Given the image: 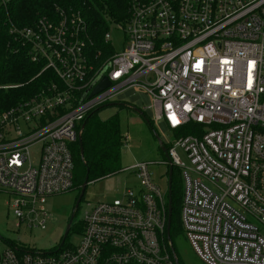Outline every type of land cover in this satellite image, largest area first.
I'll return each instance as SVG.
<instances>
[{
	"label": "built area",
	"instance_id": "built-area-1",
	"mask_svg": "<svg viewBox=\"0 0 264 264\" xmlns=\"http://www.w3.org/2000/svg\"><path fill=\"white\" fill-rule=\"evenodd\" d=\"M56 14L20 35L42 67L38 76L52 73L46 88L0 115V193L16 227L46 228L47 199L74 188L70 147L80 124L121 93L141 90L153 123L169 132L196 128L166 149L183 182L180 223L196 258L264 264V0H129L127 21L111 24L123 48L115 51L107 32L111 53L97 66L103 54L81 14ZM104 69L110 86L89 97ZM150 166L127 168L140 188L90 206L71 225L82 229L77 244L66 243L70 230L53 251L7 242L0 264H176L167 201Z\"/></svg>",
	"mask_w": 264,
	"mask_h": 264
},
{
	"label": "trees",
	"instance_id": "trees-1",
	"mask_svg": "<svg viewBox=\"0 0 264 264\" xmlns=\"http://www.w3.org/2000/svg\"><path fill=\"white\" fill-rule=\"evenodd\" d=\"M128 6L129 0H8L5 5L0 3V115L41 92L52 74L46 71L38 76L42 67L30 61L27 46H24L20 38L24 29L33 27L42 18L56 20L57 8L66 13H80L94 44L93 49L101 50L103 54V57L94 61L97 66L111 53L103 44L109 24L124 25L128 19ZM121 106L123 105L120 108ZM103 108L105 107L94 110L80 124V144L76 141L70 147L74 188L80 189L86 176L90 183L111 176L121 169L120 151L124 135L121 133L118 114L107 120H100L98 113ZM142 115L145 118L144 113ZM145 120L147 121L146 118ZM147 124L150 126L153 122L148 120ZM170 133L173 139L197 135L193 124ZM164 148L167 149V145ZM176 186L173 169L170 241L183 235L180 223L182 186L181 194ZM70 231L81 233L82 229L73 225Z\"/></svg>",
	"mask_w": 264,
	"mask_h": 264
},
{
	"label": "rangeland",
	"instance_id": "rangeland-1",
	"mask_svg": "<svg viewBox=\"0 0 264 264\" xmlns=\"http://www.w3.org/2000/svg\"><path fill=\"white\" fill-rule=\"evenodd\" d=\"M108 34L113 49L115 51L121 50L124 44L122 32L115 30L114 26L109 24ZM109 104L123 105L121 108L119 105L107 106L98 113L100 120H107L118 114L121 133L127 138V140L124 139L120 151L121 169L111 176L87 184L83 200L72 224L81 221L83 213L90 206L99 202L121 199L126 188H131L133 191L138 190L140 188L139 181L130 171H126L127 168L135 164L151 165L149 167L151 180L159 187L161 194L167 201V166L159 142L166 146L173 138L162 122L153 123L150 125L151 127L148 126V120H152L153 117L149 96L141 90H130L121 93ZM135 110L144 113L147 121ZM178 138L176 137V139ZM178 154L184 165L188 166L185 155L182 152ZM31 158L32 160L37 159L36 149L31 150ZM178 174L179 172L175 168L176 188L181 194L183 182ZM77 194L78 190L75 189L65 194L49 197L46 201V208L50 218L46 228L44 230H28L23 227H16V219L8 206V196L0 193V249L3 250L7 246L6 243L11 242L38 252L53 251L63 236ZM79 238L80 233L71 232L66 243L77 244ZM171 242L178 264H202L194 255L183 235L175 237Z\"/></svg>",
	"mask_w": 264,
	"mask_h": 264
},
{
	"label": "water",
	"instance_id": "water-1",
	"mask_svg": "<svg viewBox=\"0 0 264 264\" xmlns=\"http://www.w3.org/2000/svg\"><path fill=\"white\" fill-rule=\"evenodd\" d=\"M107 67H109V65ZM104 72H105V69L101 72V74H99V76L97 77V80H95V82H97V81H99V82L93 88V90L91 91L89 97H93V96L99 94L100 92H102L103 90L107 89L110 86V82L107 80L106 77H104ZM113 105H119V104H109L107 106H113ZM107 106H104V107H107ZM135 111H137V110H135ZM137 113L139 115L143 116L142 115V112L137 111ZM78 143L80 144V133H79V136H78ZM159 146H160L161 151H162V153L164 155V158L166 159V161L168 163V176H167V178H168V182H167V184H168V190H167V225H166V234H167L168 242L170 244L171 252L174 255L175 254L174 253V249H173V247L171 245V241H170V237H169V227H170V219H171V211H172V208H171V177H172V170L173 169H172V166L170 165V161L168 159L167 151H166V149L164 148V146L162 145L161 142H159ZM80 153L82 155L81 147H80ZM87 184H88V177L86 176L84 178L83 183H82L81 191H80V195H79V198L77 200V203H79L82 195L84 194ZM72 220H73V216L70 217L69 222L66 225V228H65V231L63 233L60 246L62 245V243L64 242V240L66 239V237H67V235L69 233V230H70V227H71V224H72ZM0 239H1V237H0ZM174 261H175L176 264H178V260L176 259L175 255H174Z\"/></svg>",
	"mask_w": 264,
	"mask_h": 264
},
{
	"label": "flooded vegetation",
	"instance_id": "flooded-vegetation-1",
	"mask_svg": "<svg viewBox=\"0 0 264 264\" xmlns=\"http://www.w3.org/2000/svg\"><path fill=\"white\" fill-rule=\"evenodd\" d=\"M75 189L78 190V194H77V196H76V198H75L74 206H73V209H72V212H71L69 218L67 219V223H66V225L68 224L69 219H70L71 216H73V220H72V223H73V221H74V219H75V217H76L77 211H78V209H79V207H80V204H81V202H82V200H83V196H84V194L82 195V197H81L79 203H77V200H78L79 195H80L81 187H80V189H78V188H73L72 190H75ZM71 225H72V224H71ZM70 228H71V227H70Z\"/></svg>",
	"mask_w": 264,
	"mask_h": 264
},
{
	"label": "crops",
	"instance_id": "crops-1",
	"mask_svg": "<svg viewBox=\"0 0 264 264\" xmlns=\"http://www.w3.org/2000/svg\"><path fill=\"white\" fill-rule=\"evenodd\" d=\"M125 136V135H124Z\"/></svg>",
	"mask_w": 264,
	"mask_h": 264
}]
</instances>
